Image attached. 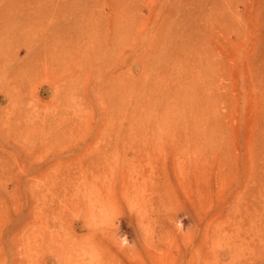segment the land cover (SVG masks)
<instances>
[{
    "label": "rangeland",
    "instance_id": "rangeland-1",
    "mask_svg": "<svg viewBox=\"0 0 264 264\" xmlns=\"http://www.w3.org/2000/svg\"><path fill=\"white\" fill-rule=\"evenodd\" d=\"M96 263L264 264V0H0V264Z\"/></svg>",
    "mask_w": 264,
    "mask_h": 264
},
{
    "label": "bare ground",
    "instance_id": "bare-ground-1",
    "mask_svg": "<svg viewBox=\"0 0 264 264\" xmlns=\"http://www.w3.org/2000/svg\"><path fill=\"white\" fill-rule=\"evenodd\" d=\"M37 55H39V52H37ZM38 214H39V211H38ZM38 214H36L35 212H32L31 213V216L29 217V222H31V223H33V222H35V221H39V219H40V217H39V215ZM29 227V225L27 226V228ZM35 227V226H34ZM40 227V226H39ZM34 231H36V230H34ZM33 231H31V233H32ZM36 232H38L37 233V235H35V234H33L32 233V235H28L27 236V234H26V236H27V238H28V241H26V243H28V246L29 247H37V246H40V243H38L36 240H37V238L40 236V234H39V231H36ZM31 241H32V243H31ZM104 251H106V250H103V253H104ZM107 252V251H106ZM105 252V253H106ZM102 253V254H103ZM110 253V252H109ZM111 254H112V252H111ZM102 257V256H101ZM103 258V257H102ZM98 260V259H97ZM97 262V261H96ZM110 262V261H109ZM83 263V262H82ZM99 263V262H98ZM104 263V262H103ZM111 263V262H110ZM109 263V264H110ZM112 263H113V261H112ZM97 264V263H96Z\"/></svg>",
    "mask_w": 264,
    "mask_h": 264
},
{
    "label": "clouds",
    "instance_id": "clouds-1",
    "mask_svg": "<svg viewBox=\"0 0 264 264\" xmlns=\"http://www.w3.org/2000/svg\"><path fill=\"white\" fill-rule=\"evenodd\" d=\"M186 218H187L186 216L185 217H179V215H177L176 226H177L178 229H181V230L183 229V227H184L183 220L186 219ZM122 240H123V242L125 244L128 243V240H127V236L126 235L122 237Z\"/></svg>",
    "mask_w": 264,
    "mask_h": 264
}]
</instances>
